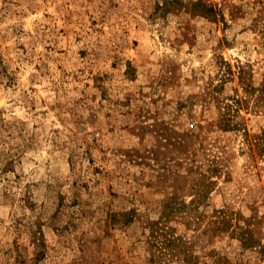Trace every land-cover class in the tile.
I'll return each mask as SVG.
<instances>
[{"label":"rangeland","instance_id":"374dc122","mask_svg":"<svg viewBox=\"0 0 264 264\" xmlns=\"http://www.w3.org/2000/svg\"><path fill=\"white\" fill-rule=\"evenodd\" d=\"M0 264H264V0H0Z\"/></svg>","mask_w":264,"mask_h":264}]
</instances>
